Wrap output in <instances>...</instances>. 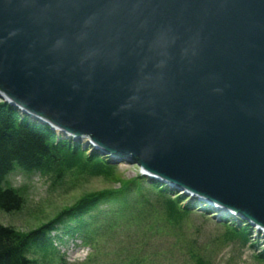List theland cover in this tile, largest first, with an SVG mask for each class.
I'll return each instance as SVG.
<instances>
[{"label":"water","instance_id":"water-1","mask_svg":"<svg viewBox=\"0 0 264 264\" xmlns=\"http://www.w3.org/2000/svg\"><path fill=\"white\" fill-rule=\"evenodd\" d=\"M0 98L264 229V0H0Z\"/></svg>","mask_w":264,"mask_h":264},{"label":"trees","instance_id":"trees-1","mask_svg":"<svg viewBox=\"0 0 264 264\" xmlns=\"http://www.w3.org/2000/svg\"><path fill=\"white\" fill-rule=\"evenodd\" d=\"M88 151L77 142L59 140L50 128L30 122L0 101V210L13 213L21 211L25 205L22 191L8 180L16 171L28 175L39 173L55 182L69 173L112 180L116 166L98 153L86 155ZM146 180L141 176L118 179V188L86 194L28 233L0 223V264H53L56 259L59 264H67L55 240L61 243L64 237L80 240L94 253H99L101 240L110 234L117 235L122 225L134 229L133 233L142 235V240L146 241L182 229L197 207L158 182L149 181L148 186L144 185ZM196 211L204 217L213 214L209 210ZM222 223L229 227L227 235L231 239L242 246L249 244L247 223ZM145 250H135L134 254L131 252L134 249L128 251L129 256L119 264H153V257ZM255 258L264 262V252ZM189 259L192 264H212L197 253L189 254ZM98 261V255L93 254L88 264Z\"/></svg>","mask_w":264,"mask_h":264},{"label":"rangeland","instance_id":"rangeland-1","mask_svg":"<svg viewBox=\"0 0 264 264\" xmlns=\"http://www.w3.org/2000/svg\"><path fill=\"white\" fill-rule=\"evenodd\" d=\"M58 136L62 138L61 135ZM81 140L80 144L85 148L90 146L86 140ZM89 152L86 155H89ZM102 158L109 159L107 155ZM111 163L116 166L112 180L69 173L62 180L55 182L53 178L39 173L28 175L16 171L8 180L14 188L22 191L25 205L18 212L6 213L0 210V223L28 233L53 219L62 209L70 207L86 194L116 189L119 187L118 179L131 180L138 176L145 178L141 175V168L128 160H111ZM145 179L148 181L146 180L144 185L148 186L150 180ZM174 196L173 193L172 198ZM200 207L205 206H197ZM196 210L185 220L180 231L171 230L148 241L142 240V235L133 233L134 229L122 225V230L117 235L110 234L101 240L100 254L94 253L92 248L84 246L80 240L66 237L62 243L55 240V245L67 264H88V259L93 254L99 257L98 263L94 264H119L121 259L129 256L128 251L134 249L131 251L134 254L135 250L142 248L151 254L153 264H192L189 259L191 253L201 255L212 264H264L255 258L264 252V233H258L256 227L250 228V242L242 246L227 235L229 227L219 221V218L211 215L204 217ZM53 264H59V261L56 259Z\"/></svg>","mask_w":264,"mask_h":264},{"label":"bare ground","instance_id":"bare-ground-1","mask_svg":"<svg viewBox=\"0 0 264 264\" xmlns=\"http://www.w3.org/2000/svg\"><path fill=\"white\" fill-rule=\"evenodd\" d=\"M84 140H86V139H84ZM86 141H88V140H86Z\"/></svg>","mask_w":264,"mask_h":264}]
</instances>
